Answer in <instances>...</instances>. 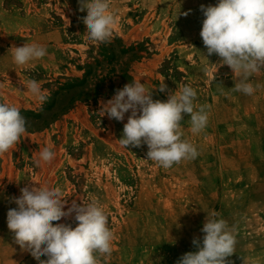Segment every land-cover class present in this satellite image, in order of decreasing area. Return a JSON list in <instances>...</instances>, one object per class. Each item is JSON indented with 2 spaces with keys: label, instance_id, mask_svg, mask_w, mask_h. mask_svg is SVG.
Returning <instances> with one entry per match:
<instances>
[{
  "label": "rangeland",
  "instance_id": "374dc122",
  "mask_svg": "<svg viewBox=\"0 0 264 264\" xmlns=\"http://www.w3.org/2000/svg\"><path fill=\"white\" fill-rule=\"evenodd\" d=\"M218 2L110 0L117 25L110 42L100 43L86 34L81 0H0V103L26 120L20 142L0 155V264H39L7 227V212L18 207L11 198L39 183L60 190L65 211L73 201L103 207L115 239L111 256L96 254L99 264H177L199 251L194 239L203 246L212 211L234 230L228 264H264V67L250 77L259 87L249 96L234 91L236 74L207 54L200 6ZM25 43L47 49L28 68L8 52ZM30 79L48 97L43 104L27 91ZM135 80L153 100L185 85L196 90L208 124L194 135L190 114L181 122L195 159L165 169L147 160L146 144L120 145L131 113L123 121L101 117L100 102ZM44 147L55 157L37 166ZM54 223L78 224L75 213Z\"/></svg>",
  "mask_w": 264,
  "mask_h": 264
},
{
  "label": "clouds",
  "instance_id": "9594fccd",
  "mask_svg": "<svg viewBox=\"0 0 264 264\" xmlns=\"http://www.w3.org/2000/svg\"><path fill=\"white\" fill-rule=\"evenodd\" d=\"M205 19L200 36L207 54H217L221 65H227L236 74V92L253 95L256 87L250 77L264 67V0H219L215 6H200ZM87 9L83 18L88 37L95 42H110L117 25V13L110 0H81L80 11ZM183 15L187 16L185 12ZM16 66L28 68L31 62L47 55L46 47L37 43L12 46L9 51ZM27 91L41 104L48 97L36 80H28ZM166 84L159 90L165 91ZM196 90L185 85L170 93L166 101L153 100L152 92L141 80L117 89L115 95L100 102L99 114L109 119L127 123L119 139L122 147H148L147 160L165 169L184 160L198 156L196 147L182 139L181 122L184 114H190V131L199 134L208 124L205 106L196 108ZM26 133V120L13 105L0 103V155L13 149ZM55 152L44 147L39 153L37 166L51 163ZM21 195L11 198L18 206L7 212V227L14 234L20 249L29 252L39 264H99L100 256H111L114 233L107 227V216L98 201L78 204L73 201L65 211L67 202L57 188L39 183V187L25 186ZM75 213L76 227L61 221ZM219 213H207L202 231L203 246L194 239L197 252L184 254L177 264H228L226 258L235 253L237 243L234 230L224 219H216ZM41 257H47L42 260Z\"/></svg>",
  "mask_w": 264,
  "mask_h": 264
}]
</instances>
